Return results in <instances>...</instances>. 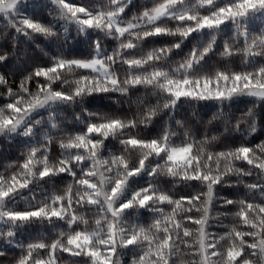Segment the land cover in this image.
<instances>
[{"label":"snow or ice","instance_id":"1","mask_svg":"<svg viewBox=\"0 0 264 264\" xmlns=\"http://www.w3.org/2000/svg\"><path fill=\"white\" fill-rule=\"evenodd\" d=\"M0 264H264V0H0Z\"/></svg>","mask_w":264,"mask_h":264}]
</instances>
